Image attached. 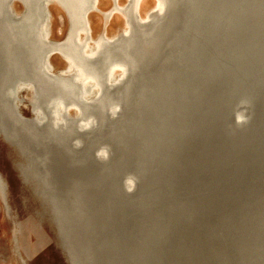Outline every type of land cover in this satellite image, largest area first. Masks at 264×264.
<instances>
[{
    "label": "water",
    "instance_id": "95a60500",
    "mask_svg": "<svg viewBox=\"0 0 264 264\" xmlns=\"http://www.w3.org/2000/svg\"><path fill=\"white\" fill-rule=\"evenodd\" d=\"M45 2L34 6L43 41ZM153 10L140 25L121 12L129 32L112 49L127 54L123 76L114 88L99 80L95 103L82 107L95 115L92 129L79 126L74 153H20L0 134L28 165L18 164L17 176L33 184L41 207L35 218H16L5 179L9 250L21 264L40 251L28 225L43 235L44 221L67 264H224L208 226L246 201L264 207V26L255 25L264 22V0H160ZM193 119L208 125L194 139ZM185 136L182 155L173 146Z\"/></svg>",
    "mask_w": 264,
    "mask_h": 264
},
{
    "label": "bare ground",
    "instance_id": "6f19581e",
    "mask_svg": "<svg viewBox=\"0 0 264 264\" xmlns=\"http://www.w3.org/2000/svg\"><path fill=\"white\" fill-rule=\"evenodd\" d=\"M115 1L117 4L113 0L112 9L106 10L104 16L110 18L116 12L124 14L128 11L135 14L139 25L147 20L153 9L159 8L160 3V0H156L157 5L143 16L142 9L147 8L151 0H124L122 4L120 0ZM41 2H45L46 6L50 2H59L69 13L72 22L71 33L64 42L51 40L47 25L48 40L43 41L44 36H40L36 22L41 21V14L35 12L34 6L41 7ZM18 3L23 7H19L21 11L16 8ZM100 4L101 0H0V134L2 133L20 153H30L34 146L41 154L58 153L67 156L74 153L71 147H77L84 137L78 132L79 126L92 129L88 125H93L90 121L95 115L89 114L82 107L89 108L87 105L95 103L101 90L99 80L103 78L106 80V86L112 88L121 80L123 66L120 60L127 58V54L118 55L112 49V43L125 38L129 30H124L115 37L106 35L93 39L88 35L86 39L79 38L80 32L87 35V12L100 11ZM37 10L41 12L40 8ZM44 10L46 16L50 14L49 10ZM79 19H82L83 23H76ZM129 23L133 28V23ZM38 25L42 28L45 26L43 21ZM255 25L257 29H261L264 22L260 18ZM105 43L106 50L100 56L99 47ZM52 52H59L67 64L57 72L54 71L56 65L51 60ZM74 52L77 55L73 54ZM80 53L84 58L91 59L90 63L83 64L86 65V72L83 65L77 61ZM42 56L45 57L43 63ZM118 71H121L119 76ZM29 92L33 95L28 105L30 115H25L18 107L24 100L23 94ZM73 110L76 114L72 113ZM206 126V123L202 125L200 120L193 119L190 122L193 139L198 136L197 131L203 132ZM189 146L188 136H185L174 142L173 147L180 150L182 155H186ZM27 166L19 164L21 171H25ZM5 179L0 172V192L3 198L7 197ZM7 208L10 214L11 210ZM162 226L170 230L165 223ZM209 230L216 233L220 245L216 257H220L224 264H264V207L246 201L238 207L237 212L224 217L219 225L208 226L206 232ZM165 239L166 234L161 238L158 236V244L163 248L168 245ZM138 252L143 253V261L146 262L147 254L139 249ZM212 260L214 261L213 257ZM175 262L177 263V260Z\"/></svg>",
    "mask_w": 264,
    "mask_h": 264
},
{
    "label": "rangeland",
    "instance_id": "374dc122",
    "mask_svg": "<svg viewBox=\"0 0 264 264\" xmlns=\"http://www.w3.org/2000/svg\"><path fill=\"white\" fill-rule=\"evenodd\" d=\"M109 1L111 2L110 8L112 9L113 0H109ZM120 2H121V0H120ZM156 2H157L156 0H151V4L147 8L142 9V15L146 16L147 11L149 9H151L152 7H154V5H156ZM51 3L54 4L55 2L54 3L50 2V4L47 6L49 11H50L49 7H50ZM18 5L21 6L20 3H18ZM18 5L16 8H18ZM21 8H23V7L21 6ZM99 9L103 12H106V10H102L101 8H99ZM93 14L101 16L97 20L98 23H101V27H103V25L105 27L108 24V28L111 29V26H113L116 23H119L120 24L119 26H121L123 24V19L121 18L120 12L114 13L113 15L110 16V18H106L104 16V13H101V15H100V12L98 10L93 12ZM51 18H52V16H51ZM108 19H109V23L104 24V20L108 21ZM57 20L60 21V19H58V18H57ZM48 21L50 23L51 19L49 18ZM76 23H83V20L82 19L76 20ZM70 24L71 23H69V20L67 18V25L66 26L64 25L66 30L64 32L63 38L52 39L50 36L51 40L56 41V42L65 41L67 36H68V33H69V25ZM91 25H90V22L87 25V29H88L87 35L84 32L79 33L80 39H86L88 37V35L90 37H93V39H96L97 37H99L101 35H108L111 37H115V36L119 35L123 31V29H125V27H127L126 21L124 19V27L121 30H119L115 33H112V35H109L108 32L106 30H104V27H103L102 31L95 37L94 33L92 32L93 27ZM91 41L93 42L92 39H91ZM51 60L57 66V67L55 66V69H54L55 72L59 71L58 68L60 67V65H58V64L61 63V67L63 66V68L67 65L66 61L64 60V58L61 56V54L59 52H53L51 54ZM80 60L82 62H86V64L88 63V61H87L88 59H86V57L84 58L82 53H80ZM119 74H120V72L118 71L117 75L119 76ZM23 92H25V91H23ZM23 95H24L23 105L20 103V106L23 107V110H22V107H21V110L23 111V113L25 115H30V111L28 110V108H29L28 105H29L33 95L31 92L24 93ZM72 113L76 114V112L74 110L72 111ZM0 149H1L0 150V172L5 176L6 180L8 181V187H9L8 188V200L11 203L12 212L15 214L16 218H18L20 220H28L29 218H35V216L37 215L36 213L40 212V210H41L39 198H38V196L35 195V190H34L35 187L33 186V184H23L22 181L20 180V178L17 176L18 173L16 170L17 169L16 166L20 163H23V161L21 160V158H19L17 156V153L14 149L8 148L2 141H0ZM8 168L10 171L8 170ZM10 173H13V174L11 175ZM13 192H15V194ZM16 198H17V200H15ZM12 200H13V202H12ZM14 202H15V204H13ZM15 205H16V207H15ZM18 209H19V211H18ZM46 218H47V215L45 217V220H47ZM44 222H45V224H44L45 229L43 231L44 232L43 235H39V236L37 235L36 236L33 234L32 230H31V226L28 225V227H27V230L29 231L30 238L32 241V245L36 244L38 246V248H40L39 249L40 251H38V249L37 250L33 249V251H35L34 256L32 257L33 260H32V262H30L28 264H67V263H65L64 259H62L59 250L55 249L53 247L54 244H58L54 226L52 224H48L47 221H44ZM10 223H11V220L7 219L5 216V213L3 212V205L1 202V198H0V264H21V262H20L21 260L16 255H13V252L10 251L11 249L9 250V245H10L9 242L11 240L10 239V232H9V229L11 228ZM51 239H53V240H51ZM38 253H39V255H38Z\"/></svg>",
    "mask_w": 264,
    "mask_h": 264
},
{
    "label": "crops",
    "instance_id": "0c3cea01",
    "mask_svg": "<svg viewBox=\"0 0 264 264\" xmlns=\"http://www.w3.org/2000/svg\"><path fill=\"white\" fill-rule=\"evenodd\" d=\"M123 1L124 0H121V3H123ZM19 7H21V6L18 5L17 10L21 11V8H19ZM99 7L102 10H108L111 7V2L109 0H101V4L99 5ZM49 8H50V19H51V21H50V25H49L48 29L50 31V36L52 39H61V38H63L64 32L66 30L64 25L65 26L67 25V18H68L66 15L67 11L64 7H62L57 2H55L54 4L51 3ZM95 11L94 10L89 11V12H87V14H88V19H89L90 25L92 24L91 26L93 27L92 32L94 33V36L96 37L102 31L104 25H103V27H101V23L97 22V20L101 16L93 14V12H95ZM99 12H100V15H101V13H105L101 10ZM51 16H52V18H51ZM57 18L60 19V21L57 20ZM121 18L123 19V24L121 26H119L120 25L119 23H116L113 26H111V29H110V28H108V24H107L104 27V30H106L109 35H112V33H115L117 31L121 30L124 27V17L122 14H121ZM104 22H105L104 24L109 23V19H108V21L104 20ZM60 67H61V65H60ZM59 68H58V70H59Z\"/></svg>",
    "mask_w": 264,
    "mask_h": 264
},
{
    "label": "flooded vegetation",
    "instance_id": "af4514ba",
    "mask_svg": "<svg viewBox=\"0 0 264 264\" xmlns=\"http://www.w3.org/2000/svg\"><path fill=\"white\" fill-rule=\"evenodd\" d=\"M23 105V103H21Z\"/></svg>",
    "mask_w": 264,
    "mask_h": 264
}]
</instances>
